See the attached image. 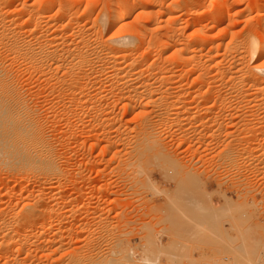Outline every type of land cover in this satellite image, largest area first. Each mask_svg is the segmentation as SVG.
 Returning <instances> with one entry per match:
<instances>
[{"label":"rangeland","instance_id":"rangeland-1","mask_svg":"<svg viewBox=\"0 0 264 264\" xmlns=\"http://www.w3.org/2000/svg\"><path fill=\"white\" fill-rule=\"evenodd\" d=\"M66 1L73 4L77 22L71 23L72 15H68L71 24L67 15L61 19L55 5L47 19L58 15V32L69 35L72 42L78 39V30L93 39L92 29L84 30L90 28L91 20L99 22L93 21L91 28L94 23L103 24L99 31L104 37L114 32L109 28L106 0ZM150 2L136 0L138 6L128 25L143 23L139 25L145 42L139 54L145 49L147 62L155 67L171 66L164 61H170L172 49L165 52L162 45L170 31L177 47L193 46L195 57L210 76L230 66L232 54L226 52V43L243 47L248 37L264 33V0ZM140 4L155 7L158 14L138 15ZM214 16L216 20L210 22ZM56 22H46L44 27V21L40 30L47 31ZM187 51L185 56L193 55V50ZM254 60L249 61V68L264 64V57ZM175 64L171 74L175 80L182 79L177 85H199L188 74L190 66ZM11 66L18 68L24 93L47 120L43 118L46 131L53 132L57 151L62 150L57 164L65 169L50 182L30 177L18 182L0 175V196L14 208L42 198L43 192L53 208L51 220L38 219L45 222V230L40 225L34 230L39 248L30 255L20 251L15 259L25 264H264V110H222L217 96L214 99L215 94L208 93V105L214 101L212 105L217 106L214 110H126L119 102L115 110H68L64 114L55 92L37 73L30 75L16 63ZM204 85L202 91L207 89ZM144 132L158 138L161 147L155 149L151 141L147 146ZM39 202L41 206L43 200ZM6 262L0 258V264Z\"/></svg>","mask_w":264,"mask_h":264},{"label":"bare ground","instance_id":"bare-ground-1","mask_svg":"<svg viewBox=\"0 0 264 264\" xmlns=\"http://www.w3.org/2000/svg\"><path fill=\"white\" fill-rule=\"evenodd\" d=\"M65 1L33 0L32 4L29 3V5L26 0H0L1 176L15 177L18 182L28 177L38 181L41 178L49 181L56 173L58 174V172L61 173L65 170L59 166L60 164H57L60 150L57 151V143L55 144V141L52 140L54 134L50 131L48 132L52 133V136L47 133V120L39 115L34 105L35 101L32 103L24 93L21 78L18 76L19 73H16L18 68L14 69L11 66L12 63L24 68L30 75L32 73L36 75L37 73L39 75L37 76L41 77L47 84L49 90L53 93L55 92L54 99L62 106L64 114L68 113V110H115L116 103L119 102L123 103L126 110H214L217 106L223 107L222 110H264V75L261 76V73H264V64H255L252 68L248 67L249 61L254 60V58V61H259L264 57V33L259 32L260 34H256L257 36H251L250 34L251 38L247 36L249 39L245 40L243 47H239L238 44L232 45V42L226 43L224 46L226 52H231L230 55L232 54L230 66L222 73L210 76L211 72L199 63L197 56L195 57L196 52L193 46L189 49V45L177 47L178 44L174 39L176 38L174 37L175 34L173 35L174 32L171 33V31V35L168 34V39L162 43L165 52L172 49V55L168 59L171 62L163 60L165 64L169 62L171 66L161 67L157 65L155 67L153 62L149 64L148 60H146L149 54H143L145 49H142L141 54H139L141 45L145 42V39H143L145 33L142 36L141 25H139L143 23L128 25L129 16L136 9L135 7L138 6L136 0H117V4L116 0H106L110 15L109 28H112L114 32L109 37H104L103 31H99L103 24L101 26L98 25L97 23L99 22L96 19L97 23H94L93 28H91V23L94 21L91 20L90 24H86L90 28L86 27L87 29H85L84 27V30L92 29L90 31H92L93 42L86 36L88 32L85 33L83 30L82 32L78 30H81V25L75 33L79 32L80 35L78 36L77 34L78 37L76 35L73 37L75 38L76 36L78 38H75L77 39L74 40L75 42L68 39L69 35L58 32L57 22L59 20L57 21L56 18L59 14H61V19L67 15V21L72 15L71 23L76 21L74 19L76 16L73 15L75 13L70 7L72 3L69 5L70 1L69 3ZM146 1L152 2L153 0ZM17 3H19V7H14ZM36 3L38 6H36ZM54 5L58 8L56 10L58 15L55 12L56 18H53L55 17L54 15L53 17L49 16V18L52 17V20L49 21V18L47 19L48 15H50L48 12L53 9ZM139 6L138 15H151L152 17L153 13L158 12V10L155 11V7L143 4ZM149 7L155 9L151 10ZM88 9L87 11H90ZM68 11L69 13L72 12V14H69ZM89 17L87 16V19ZM53 20H55L54 22L57 21L56 25L54 27L50 25L52 27H49L50 30L48 28L47 31L42 32L41 30L46 22L47 25L54 24ZM215 20V16L210 18V22ZM44 21L45 23L41 26ZM48 21L51 23H48ZM85 21L88 20L85 18ZM40 26L42 27L41 30ZM145 27H143L144 30L146 29ZM226 32L228 33V31ZM83 33H85L86 37ZM189 50L194 51H192L193 55L185 56V51L188 53L190 52ZM136 52L138 53L137 55ZM168 55L167 57H169ZM215 58L216 56L214 55L211 61L215 60ZM6 60L10 62L8 66L4 65ZM173 63H176L175 65L177 66H190L188 74L193 75L192 81L194 83L198 82L199 85L195 86L193 84L188 88L177 85L182 83V79L175 80L174 75L171 74ZM256 71L260 72V74ZM160 84L163 86H160ZM204 84H207V89L202 91ZM105 87L108 89H105ZM106 90H108L109 94L105 97ZM179 90H184L185 92L180 93ZM208 93L211 95L214 93V99L218 98L219 104L217 106L214 105L216 107L212 105L214 101L208 105L211 100V97L206 95ZM48 94L51 93L49 92ZM98 124L101 125L100 123ZM145 136L144 139L147 140V146L150 141L154 144V148L160 146L158 138L157 140L153 136L147 135V133H145ZM141 139L144 140L143 138ZM64 144L66 143L64 142ZM42 182L45 183L44 181ZM37 195L39 196V194ZM43 196L42 198L38 197L39 200H43L41 206H39V200L34 197V201L20 203L21 206L18 208H14L10 201H4L2 196H0V206L2 205L0 207V258H4L5 262L7 261L5 264H25L18 260L19 257L15 259L17 253L26 250V253L30 255L31 251L39 248L38 242L40 239L38 232L36 235L34 230L39 225L42 229L46 228L44 227L45 222L49 218L51 220L53 211L52 206H48L46 203L49 197L47 199V197ZM39 217H42L45 222H38ZM32 237H34V240H32ZM29 243H31L30 246L28 245Z\"/></svg>","mask_w":264,"mask_h":264}]
</instances>
